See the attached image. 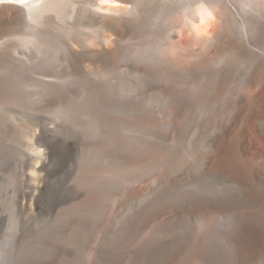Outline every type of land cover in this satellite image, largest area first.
I'll use <instances>...</instances> for the list:
<instances>
[{"label": "rangeland", "instance_id": "rangeland-1", "mask_svg": "<svg viewBox=\"0 0 264 264\" xmlns=\"http://www.w3.org/2000/svg\"><path fill=\"white\" fill-rule=\"evenodd\" d=\"M118 17L109 27L122 34L104 38L105 23L85 19L41 60L13 47L19 25L0 49V264H184L198 202H223L201 164L219 119L204 113L198 50L182 72L164 55L172 31L143 37L130 15Z\"/></svg>", "mask_w": 264, "mask_h": 264}, {"label": "bare ground", "instance_id": "bare-ground-1", "mask_svg": "<svg viewBox=\"0 0 264 264\" xmlns=\"http://www.w3.org/2000/svg\"><path fill=\"white\" fill-rule=\"evenodd\" d=\"M109 1L131 7H110ZM151 9L161 15L152 19L147 14ZM122 15H130L143 37L172 31L164 55L168 65H179L182 72L187 70L182 59L187 60L190 50H198L193 69L206 71L204 89L210 92L203 110L219 119L200 157L207 176L218 180L213 193L225 189L226 195L221 203L207 195L210 200L198 202L199 216L194 217L200 226L190 238L184 264H254L257 257L264 261V0H0V39L4 40L0 49L9 47L7 40L17 34L19 25L24 38L12 46H22L27 60H41L55 47L71 43L85 19L105 23L104 38L108 32L122 34V27H109ZM242 62L245 68L237 75L236 66ZM225 94L224 106H217ZM196 142L190 140L189 156L198 167L196 151L201 146Z\"/></svg>", "mask_w": 264, "mask_h": 264}]
</instances>
